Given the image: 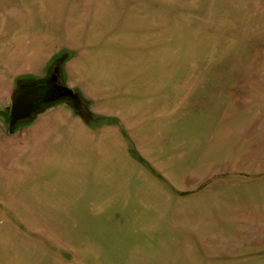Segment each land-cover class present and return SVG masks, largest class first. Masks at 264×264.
Returning a JSON list of instances; mask_svg holds the SVG:
<instances>
[{
    "label": "rangeland",
    "instance_id": "1",
    "mask_svg": "<svg viewBox=\"0 0 264 264\" xmlns=\"http://www.w3.org/2000/svg\"><path fill=\"white\" fill-rule=\"evenodd\" d=\"M0 264H264V0H0Z\"/></svg>",
    "mask_w": 264,
    "mask_h": 264
},
{
    "label": "water",
    "instance_id": "2",
    "mask_svg": "<svg viewBox=\"0 0 264 264\" xmlns=\"http://www.w3.org/2000/svg\"><path fill=\"white\" fill-rule=\"evenodd\" d=\"M76 92L58 82V75L47 81L21 85L12 95L10 107V126L13 130L21 120H25L39 108L42 103L53 102L62 98L77 99Z\"/></svg>",
    "mask_w": 264,
    "mask_h": 264
},
{
    "label": "flooded vegetation",
    "instance_id": "3",
    "mask_svg": "<svg viewBox=\"0 0 264 264\" xmlns=\"http://www.w3.org/2000/svg\"><path fill=\"white\" fill-rule=\"evenodd\" d=\"M44 82V81H43ZM58 82H59V79H58ZM39 83H41V82H39Z\"/></svg>",
    "mask_w": 264,
    "mask_h": 264
}]
</instances>
